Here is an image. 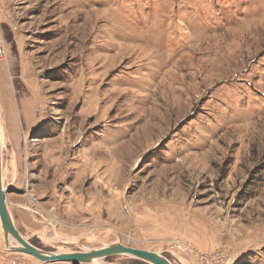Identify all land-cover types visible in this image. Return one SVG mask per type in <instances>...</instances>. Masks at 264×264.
<instances>
[{"label":"rangeland","instance_id":"rangeland-1","mask_svg":"<svg viewBox=\"0 0 264 264\" xmlns=\"http://www.w3.org/2000/svg\"><path fill=\"white\" fill-rule=\"evenodd\" d=\"M0 50L3 180L31 244L264 264V0H0ZM0 264L88 263L8 250L0 224Z\"/></svg>","mask_w":264,"mask_h":264},{"label":"water","instance_id":"water-1","mask_svg":"<svg viewBox=\"0 0 264 264\" xmlns=\"http://www.w3.org/2000/svg\"><path fill=\"white\" fill-rule=\"evenodd\" d=\"M2 157L0 151V224L4 237V244L8 250L19 251L29 254L41 262L71 261L76 263H90L93 258L108 257L123 254L141 259L149 264H173L162 254L139 248H132L120 243H111L100 248H90L88 251L78 250L67 253L43 250L25 238L16 228L7 205V185L2 180ZM9 240L17 243L11 245Z\"/></svg>","mask_w":264,"mask_h":264},{"label":"bare ground","instance_id":"bare-ground-1","mask_svg":"<svg viewBox=\"0 0 264 264\" xmlns=\"http://www.w3.org/2000/svg\"><path fill=\"white\" fill-rule=\"evenodd\" d=\"M2 58H0V60H1ZM7 118H9L8 119V121H5V127H4V125H3V121H2V117H1V114H0V151H1V153H2V149H3V147H4V145H5V143L7 142V137H6V133H5V129H7V132H9V126L11 125L12 127L14 126L13 125V117H12V115H9ZM10 126V127H11ZM5 128V129H4ZM11 135H13V136H15V132H14V130H12V133H11ZM13 138H11L10 137V139L9 140H12ZM11 142H13V141H11ZM1 173H2V171H1ZM2 180H3V173H2ZM3 182H4V180H3ZM10 212V211H9ZM53 232V231H52ZM59 239V241H64V240H62L61 238H58ZM10 241V244L11 245H15V246H17V243L16 242H14L13 240H9ZM75 242V241H74ZM77 245V244H76ZM101 247V246H100ZM104 247V246H103ZM88 250H90V248H88V249H84L83 251H88ZM56 253H60V254H62V253H67V252H70V250L69 249H60V248H58L56 251H55ZM99 258H102V257H98V258H93L92 259V261L90 262V263H88V264H103V262L99 259ZM37 259V258H36Z\"/></svg>","mask_w":264,"mask_h":264},{"label":"built area","instance_id":"built-area-1","mask_svg":"<svg viewBox=\"0 0 264 264\" xmlns=\"http://www.w3.org/2000/svg\"><path fill=\"white\" fill-rule=\"evenodd\" d=\"M0 58L3 59L1 50H0ZM172 244L180 247V242L178 240H175Z\"/></svg>","mask_w":264,"mask_h":264}]
</instances>
